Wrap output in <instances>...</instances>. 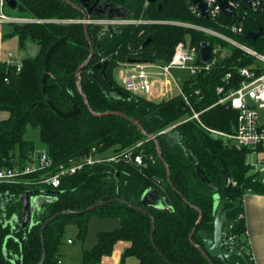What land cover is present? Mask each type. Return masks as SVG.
Wrapping results in <instances>:
<instances>
[{"label": "trees", "instance_id": "1", "mask_svg": "<svg viewBox=\"0 0 264 264\" xmlns=\"http://www.w3.org/2000/svg\"><path fill=\"white\" fill-rule=\"evenodd\" d=\"M15 1L18 16L30 13L33 16L29 18H83L82 12L67 0ZM118 1L132 10L129 17L174 20L212 28L264 54V12L253 10L243 1L238 0L239 5L232 14L221 12L216 20L192 13L185 0H155L146 7H143L145 0ZM35 22L12 24L19 43L25 39L36 42L37 55L23 58L19 70L14 64L0 62V110L9 113L0 122V168L31 159L35 147L32 141L23 138L27 126L38 129L40 142L53 165L88 153L93 147L102 152L114 145L118 147L113 150H118L137 142L141 143L136 151L142 150L147 157L140 166L122 161L85 166L75 174L62 177L54 189L23 181L0 183V264H58V247L65 226L74 224L75 238L81 242L92 215L116 216L119 226L99 231L95 245L82 250L77 264H97L103 255L111 253L117 240L130 242L122 258L133 256L136 264H231L219 258L206 259L200 251L202 243L197 231L212 235L214 193L227 200L241 201L246 189L264 193V183L259 179L253 181L256 174H249L248 149L224 145L204 126L232 131L237 111L226 104L213 105L218 99L216 87L224 86L225 90L238 87L244 79L240 68L251 66L258 75L262 73L260 64L235 45L189 26L164 22L119 26L110 38L99 41L98 48L97 33L90 29L93 24H87V39L82 22ZM233 24L240 25L242 32L230 31ZM258 27L262 28V34L255 40H247V30ZM148 36L150 40L144 44ZM61 37L64 38L49 56L47 87L43 94V56ZM185 39L195 47L203 41L213 47L218 44L223 54L216 57L208 70L189 76L182 83L192 110L200 112L199 121L191 118L159 134L171 123L191 115L190 107L179 95L155 101L125 91L113 80V68L130 59L166 63L175 45ZM90 45L93 54L76 74L77 67L90 54ZM102 57L108 60L104 68L106 78L100 72L101 67L96 66ZM227 73L230 76L225 78ZM194 89H199V93L194 94ZM48 101L60 111L69 110L73 104L79 111L62 118ZM156 142L162 159L157 155ZM223 170L232 182L228 192L223 191ZM202 177L210 182L203 181ZM38 188H43L39 193L48 197L31 213L32 225L23 228L20 197ZM150 188L161 192L163 198L159 197L156 204H143L141 197ZM92 205H95L93 209L86 210ZM141 208L150 214L138 210ZM151 217L154 218L152 232ZM193 229L191 241L188 237ZM245 229L241 216L233 224L232 232L237 236L236 246L252 263L247 254Z\"/></svg>", "mask_w": 264, "mask_h": 264}, {"label": "built area", "instance_id": "2", "mask_svg": "<svg viewBox=\"0 0 264 264\" xmlns=\"http://www.w3.org/2000/svg\"><path fill=\"white\" fill-rule=\"evenodd\" d=\"M185 1L188 3V7L192 13L200 15V11L196 5L191 3L190 0ZM205 3L208 9V18L216 20L222 12L217 0H205ZM229 3L233 7V11L239 5L238 1H229ZM5 6V0H0V22L17 23L25 20L34 21L27 17L20 18L21 16L6 13L4 10ZM250 7L253 10L264 12V0H252ZM85 21L90 24H106L111 22L117 25L130 22L126 19L106 20L91 18L89 16ZM175 23H177V25L193 27L206 34L223 39L253 56L260 64L262 73L258 75L254 74V70L250 68L251 66L240 68V75L243 76L244 79L240 82L238 87L229 88L227 90L224 89V86L216 87L218 99L213 105L226 104L237 111L236 121L232 127V131L224 132L213 128H207V130L210 131L214 137L220 138L226 146H231L236 149H249L251 151H256L259 148L264 149V54L255 51L253 48L242 44L215 29L179 21H176ZM229 30L234 33H241L242 27L233 24L229 27ZM222 54L223 51L218 44L214 47L211 46V62L209 64H202L200 63L198 56V47L192 45L188 39H185L179 41L175 45L173 54L166 63L152 61L124 63L129 67L121 72L120 85L125 91L130 93L135 90L136 86H139L152 99H164L170 97V95L172 96L173 92L176 91L175 95H179L182 101L190 107L191 115L179 120L177 123H173L168 127L161 129L158 132L159 134L165 133L173 129L177 124L188 119L194 118L199 121L200 114L199 111L192 110L188 94L183 91L182 83L180 84L177 78L172 74V69H183L187 71L189 76H196L203 70H208L216 57ZM5 62L14 64L17 70H19L21 66V59L12 53L8 54ZM229 76L230 74L227 73L225 78H228ZM155 83L158 84L157 90H155ZM193 92L194 94H198L199 89H194ZM140 143L141 142H137L133 146L118 150L102 152L93 147L88 153L71 157L64 162L55 165L52 164L51 157L43 147L38 150L36 154L34 153L31 159H28L23 164L1 167L0 183L23 181L27 184L29 182L36 183L35 185L41 187L47 185L49 188L54 189L59 185L62 177L75 174L85 166L104 162L118 163L121 161L140 166L144 164V159L147 157L142 150H139L138 152L136 151L140 146ZM148 157L153 160L151 155ZM255 180H257L256 177L253 178V181ZM260 181L264 183V178L260 179ZM231 226L232 225L226 227L222 235V244L226 249H229L231 245L237 247V236L232 232ZM68 242H70V240ZM247 254L250 259H252L250 251H247Z\"/></svg>", "mask_w": 264, "mask_h": 264}, {"label": "water", "instance_id": "3", "mask_svg": "<svg viewBox=\"0 0 264 264\" xmlns=\"http://www.w3.org/2000/svg\"><path fill=\"white\" fill-rule=\"evenodd\" d=\"M81 1L85 7L88 5L87 0H81ZM153 1H155V0H147V2H153ZM190 1H191V3L196 5V7L199 9L200 16L202 18L207 19L208 18V9H207V5L205 3V0H190ZM229 1L235 2L238 0H217L222 13H224L225 15H230L233 13V7L230 5ZM240 1H243L247 6H250L252 0H240ZM5 2H6V5L11 10L16 9L17 4H16L15 0H5ZM93 6L94 5H92L91 8ZM91 8L88 9V12L91 11ZM131 14H132V11L129 8H127L126 6H123L121 4H117L111 0H102L99 3V5L94 8V11L91 14V16H93L95 18L106 19V20H124V19H127L129 16H131ZM86 18H87V15L85 14V12H83V18H82L81 22L84 25V27H83L84 34L87 36L88 26H87V23L85 21ZM90 29L95 30L97 32V34H96L97 47L99 48V40L101 39V37H105V36L110 37L112 34L116 33L119 30V25H117L115 23H111V22L106 23V24L105 23L104 24L96 23V24H93L90 27ZM261 34H262V28L261 27H258L257 30L249 29V30H247V32L245 34V38L247 40L252 41V40H255ZM63 38L64 37H61L58 40H56L53 44H51L47 48L46 52L44 53V56H43L44 73H43L42 78H41V89H42L43 94H45L46 87H47L46 79L48 76L49 56H50L51 52L54 50V48L57 46V44ZM87 39H88V36H87ZM149 40H150V36L147 37V39L144 41V44H146ZM92 54H93V47L90 45V54H89L88 58L82 64H80L77 67L76 74H78V71H80L85 66V64L89 61ZM198 56H199L200 63H202V64H209L211 62V44L209 42L203 41L199 44ZM107 61H108L107 59H102L99 63L96 64L97 67H101L100 72L103 74L104 78H106L105 73H104V68L107 64ZM128 62H142V60L130 59ZM88 72L92 77L95 78V76L93 75V73L91 71H88ZM77 78L79 79V75H77ZM79 90L81 92L80 87H79ZM128 97L135 99L131 95H128ZM180 103H181V105H183L182 102H180ZM48 105L56 112V114H58L62 118L71 117L74 114L78 113V111H79L78 106L76 104H73V106L67 111L58 110L50 101H48ZM134 122L137 124L136 121H134ZM137 125L139 126V124H137ZM151 138H155L154 135H152ZM156 147H157V155L160 159H162L157 142H156ZM197 168H198V166H197ZM198 170H199V168H198ZM223 173L225 174V184L223 186V191L228 192L229 189L231 188L232 182H231L229 174H227L225 172V170H223ZM166 174H167V177L169 180L168 166H166ZM202 180L207 182V183L210 182L206 177H202ZM30 196H32V198ZM159 197L163 198L162 193L156 189L150 188V189H147L143 193V195L141 197V202L143 204H146V203L147 204H156V201L159 199ZM46 199H47V197L40 194L39 190L26 191L20 197V200L22 202L21 226L23 228L32 225V222L30 220V215L33 211L32 205L34 204L36 206H39L40 203ZM213 199H214V201H213L214 217H213V222H212L213 223L212 235H209L208 232H205L202 230L197 231V234L200 236L201 243H202V248H200L202 255L206 259H208L209 261H210V258H219V259H221L222 262H228L231 264H252V263H250V261L248 260L245 253L242 250L238 249L234 245H231L229 249H226L223 247V244H222L223 229L225 227L233 225L234 223H237L240 219V217L238 215H236L234 218H230V216L228 215L229 212H232L233 210L236 209L237 206H239V204L241 203L240 199H237L235 201H227L225 198H222L219 195V193H217V192L213 194ZM116 200L122 201V199H120V198H116ZM32 201H33V203H32ZM100 203H102V202H100ZM126 204L129 207H132L133 209H137L134 205H132L129 202H126ZM225 204H230L231 207L226 208ZM94 207H95V205H92L91 207L87 208L86 210L93 209ZM138 210H140L144 213L150 214L148 212V210L145 208H141ZM50 219H52V218H50ZM151 225H152V228H151V232H152L154 230V218L153 217H151ZM44 226H45V224L41 227L40 232H42ZM193 233H194V229L192 230V232L189 234V237H188L189 240H191V241H192ZM151 241H152L154 248L156 249L152 238H151ZM44 255H45V252L43 251L41 261H42ZM168 264H170V263H168Z\"/></svg>", "mask_w": 264, "mask_h": 264}, {"label": "crops", "instance_id": "4", "mask_svg": "<svg viewBox=\"0 0 264 264\" xmlns=\"http://www.w3.org/2000/svg\"><path fill=\"white\" fill-rule=\"evenodd\" d=\"M14 11L16 10L14 9ZM16 16H18V13ZM26 40L27 39H25L22 43H19L17 34L13 33V24L0 22V62L5 61L9 53L14 54L21 60L25 58L23 56L34 57L35 55H37L38 45L36 43L29 44L31 50L30 52L26 53L27 55H20V47H23ZM128 67L129 66H127L126 64L120 63L117 64L113 68V70L115 68H119L120 72H122ZM188 77H186L185 79H187ZM185 79H181L180 81L179 78H177L179 83H183ZM157 88L158 84L155 83V90H157ZM174 95L175 93H173L172 96ZM172 96L170 95V97ZM146 98L155 101L161 100L152 99L147 94ZM8 116V111L0 110V122L7 119ZM43 147L44 145H42L41 148ZM34 153L36 154L35 151ZM246 162L251 166L249 174H256V178L259 180L264 178L263 148H259L256 151L249 150L246 155ZM32 208L34 210L35 208H37V206L33 204ZM241 209V216L244 219L246 228L245 238L248 242L247 250H249L252 254V264H264V193L257 192L250 188L246 189L242 196ZM118 226L119 218L116 216L92 215L89 219L85 238L78 245L73 243V240L70 236H68L64 228L62 243L58 247V253L60 254V261L58 264H77L82 250L89 249L95 245L97 240L96 234L99 231L113 230ZM73 234V236L76 237V227ZM69 240L70 242H68ZM129 246V241L117 240L112 246L111 253L108 255H103L97 264H136V258H134L133 256H126L125 258H122V253Z\"/></svg>", "mask_w": 264, "mask_h": 264}, {"label": "rangeland", "instance_id": "5", "mask_svg": "<svg viewBox=\"0 0 264 264\" xmlns=\"http://www.w3.org/2000/svg\"><path fill=\"white\" fill-rule=\"evenodd\" d=\"M147 4H148V2H147V0H145L143 2V7H146ZM4 10L8 14L17 15V13H16L17 11L10 10V8H8L6 6H5ZM30 16H33V15H30V13H28L26 16H23L22 15L20 18H26V17L29 18ZM30 19L36 21L35 23L56 22V23H61V24L74 23V22H77V21L78 22H81V20H82V18L81 19H72V18L60 19V18H57V17H51V18H36L35 16L33 18H30ZM126 20H129L130 22L125 23V24H122V25H119V26H123V27H127V26H138L139 24H152V23H161V22L171 23V24H176L177 25V23H175L176 21H174V20H154V19H148V18L145 19L142 16H139V17H128ZM23 22H30V21H26L25 20V21H21V22H17V23H23ZM87 24H90V23H87ZM35 43L36 42L34 40L27 39L26 42H24L23 47L22 46L20 47V55H27L26 53L30 52V50H31L30 47H29V44H35ZM23 57H26V56H23ZM102 59H104V58L102 57L100 60H102ZM140 60H142V62H147L146 59H140ZM122 63H125V62H122ZM139 63H141V62H139ZM172 74L176 78H179L180 81H181V79H185L186 77H188L187 71L186 70H183V69H172ZM120 75H121L120 69L119 68H115L113 70L112 78H113V80L118 85H120ZM175 92L176 91H174L173 93H175ZM133 93L136 96H138V97H142V98H145L146 97V93L139 86H136V88L133 91ZM184 117H186V115ZM177 122L178 121H175L173 123H177ZM173 123H171V124H173ZM204 127H205L206 130H207V128L210 129V127H207V126H204ZM208 132H210V131H208ZM23 138H25L27 140H30V141H32L34 143V147H35V150L34 151L35 152H37L38 150H40L41 147H42V145H43L40 142L39 134H38V129L37 128H33L31 126H27L26 129H25V132L23 134ZM116 147H118V145H114L112 147H109L108 151H112ZM37 190L43 191L44 189L43 188H38ZM65 230H66V233L68 234V236H70L71 239L73 240V243L74 244H77V245L80 244V242L76 240L75 236H73L74 235L73 233L75 231L74 224H67L65 226Z\"/></svg>", "mask_w": 264, "mask_h": 264}, {"label": "flooded vegetation", "instance_id": "6", "mask_svg": "<svg viewBox=\"0 0 264 264\" xmlns=\"http://www.w3.org/2000/svg\"><path fill=\"white\" fill-rule=\"evenodd\" d=\"M67 1H69L71 4H72V6L73 7H77V9L79 8V10L81 11H83V12H85V14L87 15V17L89 16V17H93V16H91V14L93 13V11H94V8L96 7V6H98L99 5V3L102 1V0H87V3H88V5L85 7L84 5H83V3H82V1L81 0H67ZM111 1H113V2H115V3H117V4H121V5H123V6H126V4L125 3H120L118 0H111ZM92 5H94L92 8H91V6ZM127 8H129L128 6H126ZM91 8V11L90 12H88V9H90ZM130 9V8H129ZM131 10V9H130ZM81 11V12H82ZM132 11V10H131ZM83 12H82V14H83ZM97 33V32H96ZM113 35V34H112ZM111 35V36H112ZM110 36V37H111ZM106 38H110V37H108V36H105ZM102 38H104V37H101V39ZM100 39V40H101ZM99 40V41H100ZM96 45H97V37H96ZM41 194V193H40ZM43 195V194H42ZM43 196H45V197H48V196H46V195H43ZM31 198H32V196H30ZM227 200V199H226ZM237 200V199H236ZM227 201H232V200H227ZM235 201V200H234ZM32 203H33V201H32ZM241 206V203L239 204V206H237L236 207V209L235 210H233L232 212H229L228 213V215L230 216V218H234L236 215H238L239 217H241V212L239 211L238 212V210H239V207ZM32 207H33V205H32ZM225 207L226 208H229V207H231V205L230 204H225ZM233 226V225H232ZM232 226H231V230H232ZM224 229H226V227L224 228ZM224 229H223V231H224Z\"/></svg>", "mask_w": 264, "mask_h": 264}]
</instances>
